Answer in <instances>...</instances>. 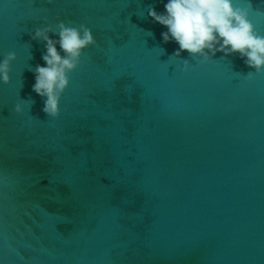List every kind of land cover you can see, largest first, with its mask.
I'll list each match as a JSON object with an SVG mask.
<instances>
[{"label": "water", "instance_id": "1", "mask_svg": "<svg viewBox=\"0 0 264 264\" xmlns=\"http://www.w3.org/2000/svg\"><path fill=\"white\" fill-rule=\"evenodd\" d=\"M165 2L0 0V60L17 53L0 80V264H264V73L187 50L183 71L148 15ZM45 16L50 35L62 19L98 41L55 118L32 89Z\"/></svg>", "mask_w": 264, "mask_h": 264}, {"label": "clouds", "instance_id": "2", "mask_svg": "<svg viewBox=\"0 0 264 264\" xmlns=\"http://www.w3.org/2000/svg\"><path fill=\"white\" fill-rule=\"evenodd\" d=\"M253 8L250 0L247 3L242 0H166L163 12L150 7L148 15L166 26L167 30L161 33L164 42L175 41L179 45L171 58L180 61L183 71L194 66L188 59H179L185 50L198 54L197 63L212 61L218 52L226 56L239 53L247 65L255 68L256 73L249 72L246 76L252 79L255 74L264 73V34L255 24ZM255 13L264 16V0L255 7ZM43 19L45 26L37 27L33 38L45 40L47 51L42 56L45 63L34 69L32 89L45 97L41 111L55 118L60 115L63 93L71 83L70 73L81 65L84 49L97 45L98 41L92 27L62 19H58L57 34L50 35L53 25L47 23L46 16ZM16 56L17 53L11 51L0 60V80L5 83L11 79V61ZM24 110L20 104L15 106L16 112Z\"/></svg>", "mask_w": 264, "mask_h": 264}]
</instances>
